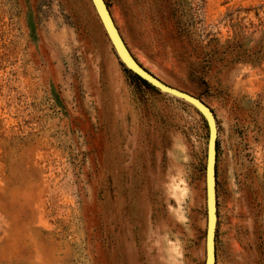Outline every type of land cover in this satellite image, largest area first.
<instances>
[{"label": "rangeland", "instance_id": "rangeland-1", "mask_svg": "<svg viewBox=\"0 0 264 264\" xmlns=\"http://www.w3.org/2000/svg\"><path fill=\"white\" fill-rule=\"evenodd\" d=\"M104 2L214 114L215 264H264V0ZM127 71L90 0H0V264H204L206 122Z\"/></svg>", "mask_w": 264, "mask_h": 264}, {"label": "water", "instance_id": "water-1", "mask_svg": "<svg viewBox=\"0 0 264 264\" xmlns=\"http://www.w3.org/2000/svg\"><path fill=\"white\" fill-rule=\"evenodd\" d=\"M90 1L106 33V36L108 37L122 65L129 72L145 81L151 87L191 105L200 113L206 122L208 128V140L205 162L206 231L204 264H215V235L217 226L215 164L217 128L214 114L212 113L211 109L199 98L165 84L146 71L142 66H140V64H138V62L130 54L122 38L120 37V34L114 25L104 0Z\"/></svg>", "mask_w": 264, "mask_h": 264}, {"label": "trees", "instance_id": "trees-1", "mask_svg": "<svg viewBox=\"0 0 264 264\" xmlns=\"http://www.w3.org/2000/svg\"><path fill=\"white\" fill-rule=\"evenodd\" d=\"M227 46H226V49H228V45H229V42H227V44H226ZM243 54H246V53H243ZM238 55L237 56V60H242V61H250V62H255V61H257L260 57H258V59H252V55L250 54V55H246V57H244L245 55ZM261 54V53H260ZM261 56H262V54H261ZM264 56V55H263ZM127 72H129V71H127ZM130 74H131V76H133L136 80H138V81H140V82H142L143 84H146V85H149V84H147L145 81H143V80H141L140 78H138L136 75H134V74H132L131 72H129Z\"/></svg>", "mask_w": 264, "mask_h": 264}, {"label": "bare ground", "instance_id": "bare-ground-1", "mask_svg": "<svg viewBox=\"0 0 264 264\" xmlns=\"http://www.w3.org/2000/svg\"><path fill=\"white\" fill-rule=\"evenodd\" d=\"M206 198V197H205Z\"/></svg>", "mask_w": 264, "mask_h": 264}]
</instances>
